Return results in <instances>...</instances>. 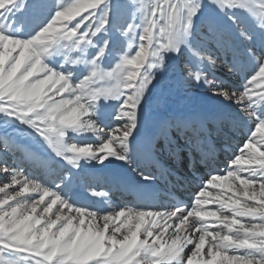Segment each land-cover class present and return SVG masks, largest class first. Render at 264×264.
Returning a JSON list of instances; mask_svg holds the SVG:
<instances>
[{
	"label": "snow or ice",
	"instance_id": "obj_1",
	"mask_svg": "<svg viewBox=\"0 0 264 264\" xmlns=\"http://www.w3.org/2000/svg\"><path fill=\"white\" fill-rule=\"evenodd\" d=\"M208 37L232 48L226 70L243 74L238 86L198 66L215 67L194 43ZM185 51L198 61L188 79L225 102L214 113L221 128L247 126L225 168L172 208L77 205L64 173L83 161L134 164L143 181L152 177L142 165L164 173L152 142L137 140L141 110ZM109 57L114 66L102 67ZM0 124L47 145V157L12 145L37 167L63 166L48 184L0 161V264H264V0H0ZM189 130L191 146L199 133L188 121L160 135L175 154L173 135Z\"/></svg>",
	"mask_w": 264,
	"mask_h": 264
},
{
	"label": "bare ground",
	"instance_id": "obj_2",
	"mask_svg": "<svg viewBox=\"0 0 264 264\" xmlns=\"http://www.w3.org/2000/svg\"><path fill=\"white\" fill-rule=\"evenodd\" d=\"M215 54L219 60L215 64V67H211L212 75L218 81L223 80L225 86L226 84L228 87L238 86V81H243V74H232L226 70V64L230 63L234 58L232 48L220 46L215 51ZM222 69L225 70V72H223ZM167 73L171 74V71L169 70ZM175 78H177L176 74L172 79V83L169 82L164 85V88H167L168 91H163L157 87L149 94L147 102L141 110V127L137 140L144 142L151 141L152 145L156 144V153H161L163 150L166 152L169 145L167 141L161 138V126L164 124H171L176 120H185L189 122L190 126L194 124L197 131V126L200 122L205 124L209 123L210 129L213 127V124L218 125L219 129L226 133V144L236 148L241 140L247 135V132L245 131L247 126H228L227 128L222 129L220 124L214 119V113L225 102L212 98L211 94L200 93V91L203 90V86L194 89L189 87L186 83H182L181 85L176 83ZM178 78L180 77L178 76ZM95 86L107 87V82L100 81ZM159 86L163 88L162 85ZM111 111L112 108L105 109L106 114ZM172 132L175 133L174 128L172 129ZM191 136L192 133L190 130L187 136L184 133H180L179 141H177L173 135L172 146L175 148V152L180 150L184 143L189 142V137ZM153 137H155V139H153ZM219 137L222 140L225 139L222 135ZM86 139L88 142H96V139L93 136H88ZM197 139L198 137L196 140ZM14 142V144H18L29 152L38 154L42 157H47V153L50 151L47 149V145L37 143V140L33 139L31 135L17 139ZM177 143H179V147H176ZM170 151L172 150L170 149ZM13 153L20 156V160L16 165L11 166L20 168L29 176L41 178L42 182L48 184H51L55 179V174L63 169V166H60L59 168L52 170H45L37 167L25 156L24 152L14 150ZM227 160L228 159L225 161ZM142 168L145 174H148L153 178L154 174L150 170L148 164L142 165ZM64 175L65 180L70 181L67 184V187L63 189L65 195L74 201L73 190L82 189L91 200V203L87 208L97 212L118 211L119 208L124 206L131 207L126 199L113 193L112 187L110 188L109 186L113 183H124L129 178L142 180L139 170L134 164L124 165L123 162L120 161H105L104 165H101L98 162L83 161L79 170L73 169L71 173L65 172ZM7 179L8 178H5V180ZM104 185H108V187ZM162 208L168 209L167 206ZM55 211L56 207L54 206L53 212ZM102 224L103 222L100 221L101 227Z\"/></svg>",
	"mask_w": 264,
	"mask_h": 264
},
{
	"label": "rangeland",
	"instance_id": "obj_3",
	"mask_svg": "<svg viewBox=\"0 0 264 264\" xmlns=\"http://www.w3.org/2000/svg\"><path fill=\"white\" fill-rule=\"evenodd\" d=\"M109 35H110V39L115 43L117 47H124V48L127 47L126 40L120 35L119 30L117 28H113V30L110 32ZM194 43L197 45V47L201 48V50L205 54L211 53L212 58L216 61V63L218 62L219 58L216 56L215 51L221 45L217 43L216 38L208 37L206 40H203V41L195 40ZM131 51H132V54H134L135 49H132ZM55 59H59V58L56 57ZM110 64L114 66L113 57H109L108 60H106L105 63L102 65V67L108 68ZM197 64H198V61L196 57L191 52L185 51L184 55L181 56L179 59L170 62L167 72L170 70L172 75L166 72L163 76L160 77L159 82L157 83L155 88L158 87L162 89L163 91L164 90L168 91L167 88H164V85L169 82L172 83L173 82L172 79L174 78L176 74L177 76V78H175L176 83H179L180 85L182 83H186L189 87L197 89L199 86L191 82L187 77L189 65H197ZM198 66L203 68L209 74V79H212L214 77L212 75L213 73L211 70V67H212L211 65L199 64ZM222 71L225 72V70L223 69ZM178 76L180 78H178ZM159 85H162L163 88L160 87ZM107 86H109V82H107ZM202 89L203 90L200 91V93L210 94L205 86H203ZM28 135H29V130L17 128L15 126L0 124V161H6L9 164V166L16 165V163L20 160V157L16 155L15 153H13L15 149L12 147V145L15 143L14 142L15 140L20 139V138H25ZM31 137L36 140L34 136L31 135ZM5 178L7 177L0 176V186H2L3 183L6 181ZM0 196H3V194L0 193Z\"/></svg>",
	"mask_w": 264,
	"mask_h": 264
}]
</instances>
